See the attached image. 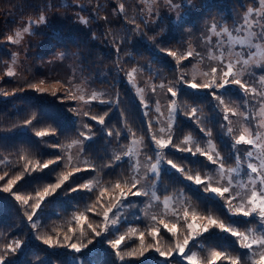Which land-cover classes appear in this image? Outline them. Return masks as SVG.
<instances>
[{
  "label": "trees",
  "instance_id": "trees-1",
  "mask_svg": "<svg viewBox=\"0 0 264 264\" xmlns=\"http://www.w3.org/2000/svg\"><path fill=\"white\" fill-rule=\"evenodd\" d=\"M152 1L0 0V176L4 177L0 180V254L4 245L22 241L21 248L7 257L6 264H188L184 256L192 252L197 253L199 264H208L213 251H222L225 256H238L245 264H252L253 259L258 258V255H252L253 252L258 253L257 246L254 245L251 251L241 248L239 238L218 228L193 236L184 256L175 250V246L188 236L187 222H191L193 211L198 216L211 215L222 220L250 238L264 230L258 216L243 217L230 213L225 199L205 193L203 186L187 180V175L199 173L205 181L212 177L213 186H224L219 180L218 165L211 164L205 156L179 150L192 148L195 151L197 145L210 150L207 141L211 139L224 158L225 169L237 167L236 156L239 155L242 175L245 178L251 175L243 159L251 146L241 144L233 148V145L235 139L243 134L245 123L249 124L252 106H243L240 110L245 98L239 94L241 92L230 90V85L225 89L193 90L188 87L191 81L188 68L193 55L188 56L189 41L184 37L194 29L198 19L205 17L218 24H229L238 14L256 9L260 0H187L179 7L191 6L194 11L182 19V23L189 27L185 30L174 26L167 14H160L154 22L147 19L142 5ZM120 5L124 6L123 9ZM56 11H63L64 19L58 26L50 28L49 42L40 50L42 55L58 51L74 53L81 72L94 75V82L105 87L102 100L86 101L82 108H77L68 88L60 84L49 87L55 77L50 75V64L46 65L42 78H34L43 71L38 65H32L29 72L24 70L7 75L12 58L7 37L27 25L32 27L28 43L44 40L45 31L35 27L45 24L37 21L41 15ZM77 16L79 24L74 20ZM31 47L27 45L28 50ZM168 51H175L176 57L168 55ZM35 57L39 60L40 56ZM216 68L215 78L219 82L222 74L220 77V68ZM130 70H135V75L139 76V84H135L132 76L128 75ZM210 74L201 83L210 82L213 79L211 71ZM145 81H150L155 91L141 98L136 89L139 92L147 89L141 85ZM169 87L177 92L175 97L168 92ZM37 88L47 91L40 92ZM213 92L219 99L212 95ZM157 98L171 104L175 101L171 127L166 132L159 129L161 118L157 111ZM237 98L239 105L234 109V99ZM193 109H197L194 114ZM93 116H104V124L98 123V119L93 120ZM29 120L31 124L26 123ZM229 127L233 130L231 133L227 131ZM209 130L210 137L206 134ZM38 131L48 134L37 137ZM138 136L143 139L144 161L151 164L156 162L153 151L156 146L152 137L167 141L171 136V145L159 150L162 160L155 176L145 170L136 172L125 155L130 140ZM76 140L81 141L78 164L62 156V149ZM117 156L121 159L116 160ZM148 157H152L151 161ZM48 160L56 162L47 169L38 167ZM168 160H172L177 168H183L184 172L171 168ZM76 168L81 171L76 172ZM68 173H72L69 180L41 203L33 218L38 227L33 229L26 213H31V205L36 203L35 193L57 183L62 175ZM17 175L22 179L13 186L12 192H4L2 189L7 181ZM134 178L139 180L137 188L142 192L148 191L149 195L136 197L129 194L119 208L122 213L119 221L105 231L104 211L114 206L119 197L115 184L119 182L127 188L130 187L128 182ZM85 184L91 191L80 187ZM72 188L77 190L73 192ZM105 188L108 191L101 196ZM153 191L158 199L154 198L152 203L157 206L168 197L172 202V212L151 211L149 201ZM13 193L30 195L32 199L28 205H23L16 201ZM241 202L237 197L232 204L236 206ZM185 211L189 213L187 222ZM81 215L86 219L78 221L77 217ZM161 221L175 224V235L168 232ZM152 228L158 230L155 238L150 234ZM96 232L101 235L96 236ZM141 232L144 234L143 244ZM118 233L125 237L118 249L125 254L122 261L109 243L119 237ZM49 235L61 244L66 243L64 237L67 235L70 237L68 244H86L87 247L76 253L66 246L50 248L37 239L38 236ZM89 240H92L91 244H88ZM157 247L161 251L172 250V255L160 256ZM128 252L134 254L128 256ZM216 264L229 262L221 259Z\"/></svg>",
  "mask_w": 264,
  "mask_h": 264
},
{
  "label": "rangeland",
  "instance_id": "rangeland-1",
  "mask_svg": "<svg viewBox=\"0 0 264 264\" xmlns=\"http://www.w3.org/2000/svg\"><path fill=\"white\" fill-rule=\"evenodd\" d=\"M187 0H153L150 4L142 5V12L145 14L146 18L154 22L156 18L160 14H167L169 18L173 21L174 26L182 27V30H185L188 27L187 24L182 23V19L185 16L192 15L194 8L191 6L187 7H173V5H180V3L186 2ZM45 21L43 22L44 26H36L37 30H43L46 33V38L44 36V40L32 41L28 43L29 32H24L23 29L27 27L25 25L22 29L17 30L14 35H9L13 37V41L19 40V43H14L9 41V44L12 49V58L9 62L7 73L12 71L14 74H18L22 71L29 72L31 70L32 65H38L41 71L36 74L34 78H42L43 73L46 70V65L50 64L49 71L51 76H55L51 81L52 84L49 87H57L59 84L63 85L65 88H68L69 94L76 100L77 108H82L84 102L93 100V96L95 99L102 100L103 93L105 87H100L94 82V75L84 74L81 72L78 63L76 61V55L72 52H65L64 54L60 51L58 52H50L48 54L42 55L41 49L45 48L46 44L49 42L48 32L50 28H54L58 26L60 22L64 19L63 11H56L54 13L44 14ZM245 16L248 17V24L252 25L251 28L248 25H245ZM75 22L79 24V16L75 19ZM259 20L261 24H264V4L259 3L258 7L251 11H245L242 14H238L235 20H233L229 24H218L214 21H209L205 17L202 19L196 20V24L194 25V29L190 31V34L184 37L185 41H189L187 51L192 53V61L190 62V66L188 68L189 75L191 77L190 82L201 83L204 82V79L209 78L211 76L210 71L213 67L220 68V77L222 74L221 69L226 66L229 61L234 64L233 71L234 72H242L243 75L239 78L242 81H246L251 87H255L258 91H264V83L260 82V77L264 76V65L257 66V64L250 62L248 65H243V60L248 59V45H241L239 41L252 39L249 37V31L259 32V27L255 25V21ZM215 24L216 29L215 32L212 31L211 26ZM243 26V27H242ZM32 29V27H27ZM227 29V32L224 31ZM20 32V36L17 37L16 33ZM220 33L217 36L215 33ZM229 33H231V39L229 38ZM46 39V40H45ZM210 41V42H209ZM217 41H220L218 44ZM256 43L260 45L258 49H252L257 53L256 58L258 60L264 61V41L256 40ZM30 44L31 47L29 50L27 49V45ZM37 52V53H36ZM237 53H244L243 55H237ZM40 56L39 60L35 57ZM240 61V63H236V61ZM226 70V69H225ZM132 73V78L135 84H139L140 78L138 75H135L133 70L128 72ZM134 76V77H133ZM230 79V78H229ZM147 89H142L139 92V89H136V93L141 98H145L148 92L153 91L154 85L150 84V81H145L143 84ZM230 85V90L241 92L243 99H246V104H244L245 99L241 103V109L243 106L247 107V105L252 106V114L250 117L249 124H246L244 128L243 135L246 138L249 137V133H258L261 137L260 144L264 145V125L261 124L262 119L264 117L261 116V100L259 96L256 97L251 91L247 94L243 92V90L238 85ZM30 88V86L28 87ZM141 88V87H140ZM239 95V96H240ZM159 96V93H158ZM83 97V99H81ZM238 99H234V109H237L236 106L239 105ZM168 101V100H167ZM166 100L160 101L158 98L156 100L157 107L159 109V117L161 121L159 122V129L161 131L166 132L169 130V125L171 119L170 110L173 108V105ZM246 129L248 131H246ZM255 138V136H253ZM80 140L73 141L66 145L62 151L64 154L62 156L65 159H71L73 163L78 164L80 161V153H79V144ZM78 146V147H76ZM143 139L142 137H133L127 145L126 152H131V155L128 156L131 162L133 163V168L135 170V166L138 165V171L142 172L143 170L148 171L151 163L144 161L143 157ZM253 152V157L251 158V162L259 165V154L261 149L251 146L249 149ZM244 164L247 165L249 162V158L247 156H243ZM240 172L232 173L233 177V185L231 186V190L233 195L235 193H239L240 196L238 200L242 201V198L246 200V197L251 194L253 190V185L251 184L249 178H245L242 175V166L240 164ZM136 171V170H135ZM136 171V172H138ZM227 175V173H226ZM221 184H225V180L220 179ZM256 188L259 189L260 185L257 183ZM151 196L150 208L152 212H172V202L168 197H165L161 200V203L157 206L152 203L153 197ZM167 200V205L165 201ZM113 207V206H110ZM121 210L116 208L109 213V219L107 221H103V228L107 225V228L113 226V221H119V217H121ZM104 216V215H103ZM121 234L118 233V236ZM260 235H264V230H261Z\"/></svg>",
  "mask_w": 264,
  "mask_h": 264
},
{
  "label": "snow or ice",
  "instance_id": "snow-or-ice-1",
  "mask_svg": "<svg viewBox=\"0 0 264 264\" xmlns=\"http://www.w3.org/2000/svg\"><path fill=\"white\" fill-rule=\"evenodd\" d=\"M261 4H264V0H260ZM123 5H120V8L123 9ZM173 7H179L178 5H173ZM249 13H251L252 9L248 10ZM245 25H248L249 28L252 27V25L248 24V17L245 16ZM45 21V17L43 15H41L39 17V20L37 21V23H42ZM85 23H87V21H84ZM145 23H147V21H145ZM255 25H257L259 27V32H253V31H249L248 35L249 37H251L252 39H247V40H241L239 41V43L241 45L247 44L248 45V52L246 53L248 55V59L243 60V65H248L250 62L257 64V66H261L264 65V61L262 60H258V59H254L257 56V53L255 51H252V49H258L260 47V45L258 43H256V40H262L264 41V24H261L259 20L254 22ZM243 27V26H242ZM212 31L215 32L216 29V25L213 24L211 26ZM137 29H139V25H137ZM24 32H29V28L25 27L23 29ZM225 32H227V29H224ZM217 36L220 35V33L216 32L215 33ZM16 36L19 37L20 36V32L16 33ZM95 38V37H93ZM229 38L231 39V33H229ZM7 39L11 42L14 43H19V40H15L13 41V37L12 36H8ZM210 42V41H209ZM217 43L219 44L220 41H217ZM117 51H119V48H117ZM244 53H237V55H243ZM168 55L172 56V57H176L177 53L175 51H168ZM192 53L189 52L188 56H191ZM236 63H240V61H236ZM234 68V64L229 61V63L224 66L221 71H222V79H220L219 82H217V79L215 78V74L217 72V68L213 67L211 69V73L213 74V79L208 82V83H196V82H190L188 83V87L190 89L196 90V89H225L226 86H228L229 84H233V85H238L245 94H247L249 91H251L252 93H254L256 96H259L261 98V104H262V108H261V116L264 117V91H258L255 87H251L246 81H242L239 77L243 75L242 72H234L233 71ZM226 69V70H225ZM135 71V70H133ZM8 76H12L14 75V73L12 71H9L7 73ZM129 76L132 75V73L128 74ZM230 78V79H229ZM260 82L264 83V76L260 77ZM43 83V82H41ZM31 87L36 88V85H31ZM38 91L40 92H45L47 91L44 88H37ZM153 91H155V89H153ZM168 92L171 93V95L173 97H175L177 95V92L173 90V88L169 87L168 88ZM5 95H7V93H5ZM53 95H55V92H53ZM212 95L214 97H216L217 99H219L218 96H216V93L213 92ZM81 99H83V97H81ZM93 99H95V96H93ZM101 102H108L110 103V101H101ZM220 103L223 104V100H220ZM173 104V108L170 110V119H171V115L175 112V101H172ZM145 108L148 107L147 104L144 105ZM157 111H159V109H157ZM197 111V109H193L192 112L193 114ZM147 114V113H145ZM236 114V113H233ZM85 115H87V113H85ZM105 115H107V113H105ZM93 120H97L98 119V123L100 124H104V116H101L99 118H97L96 116L92 117ZM225 119H227V115H225ZM26 123L31 124L32 121H26ZM261 124L264 125V119H262ZM85 127H88L87 125H85ZM149 127H151V125H149ZM169 127H171V124L169 125ZM201 131H205L204 129H201ZM228 133H231L233 130L232 128H228L227 129ZM246 131H248L246 129ZM48 133L44 132V131H38L36 132V136L37 137H44L45 135H47ZM206 134L210 137L211 136V132L210 130L206 132ZM81 135H83V133H81ZM108 135H112L111 132L108 133ZM253 136H255V138H253ZM86 139L88 137H85ZM152 139L154 140L155 143V148L153 149V151L156 153L155 159L156 162L151 164L148 171L153 174V176H155L158 173V169L160 166V162L162 160V156L160 154L159 150H163L164 148H167L171 145V136H169L168 140L165 141L163 139H156L155 136L152 137ZM260 139L261 137L259 136L258 133H249V137L246 138L245 135L241 134L239 135L234 142L233 148H235L236 145H249V146H253L256 147L258 149H261V152L258 156L259 158V165H257L256 163L251 162V158L253 157V152L251 150L246 151V156L249 158V162L247 163V169L250 171V176H249V180L251 182V184L253 185V190L251 191V194L248 195L246 197V200H244L242 198V202L239 205L233 206L232 201L234 199H236L237 197L240 196L239 193H235V195L232 194V192L234 190H231V186L233 185V177H232V173H237L239 174L240 172V157L239 155L236 156V163H237V167L234 168H229V169H225V163H224V158L221 157L219 151L215 148V145L212 144L211 139H209L207 141L210 150H205L202 149L199 145H197L195 147V151H193L192 148H180V151H186V152H190L193 155H201V156H205L207 158V160L214 165H218L217 168V172L218 175L220 177V179L225 180V184L224 186H213V182H212V177H208V179L202 180L201 175L199 173L195 174V175H187L186 179L189 181H193L195 185L197 186H203L202 190L205 193H213L215 194V196L221 198V199H225V202L228 205V211L234 215H242L243 217H252V216H258L259 218V222L261 225H264V145L260 144ZM174 146V145H173ZM126 156H130L131 152L125 153ZM116 160H120L121 157L117 156L115 158ZM152 157H148V160L151 161ZM56 161L54 160H48L45 163L42 164H38V167L41 169H47L51 164H54ZM167 163L171 166V168L176 169L179 172H184L183 168H177V165L172 161V160H168ZM35 170V169H33ZM135 170L138 171V165L135 166ZM25 171H27V166L25 167ZM76 172L81 171L80 168H76L75 169ZM227 173V175H226ZM5 175H7V173H5ZM72 175V173H68V174H64L61 176V178L59 179V181L55 184H50L47 187H45L43 189V191H37L35 193L36 196V203L31 205V213H26L27 215V220L29 222H31V227L33 229L37 228L38 225L37 223L34 221V217L37 214V210L41 208V203L45 200L46 197L51 196L52 194H54L58 189H60L64 183L66 181L69 180L70 176ZM4 177L0 176V180H3ZM22 179L21 175H17L15 176V178L13 179H9L7 181V184L3 187V191L4 192H12L13 186L17 184L18 181H20ZM128 183H130V187H122L121 183L117 182L115 184V188L119 190V197L116 198V204L113 207L116 208H120L123 205V201L125 199H127L128 195L130 194L131 196H136L139 197L141 195L144 196H148L149 192L148 191H141L140 189L137 188V184L139 183V180L137 179H132L131 181H129ZM257 183H259L260 188L257 189L256 185ZM80 187L83 188H89V186L87 184L82 185ZM132 189H136L135 191H133ZM77 189L76 188H72L71 191L75 192ZM89 190L91 191V189L89 188ZM108 189H103L100 193L101 196L104 195L105 192H107ZM226 194L227 197H226ZM13 195L15 196L16 201L21 202L23 205H28L29 201L32 199V197L29 196H25V195H20L17 193H13ZM153 198H157L155 192L153 191L151 193ZM165 204L167 205V200L165 201ZM113 211L112 207H108L106 208V210L104 211V219L105 221H107L109 219V213ZM184 218L185 221L187 222L189 219V213L188 211L184 212ZM86 219L83 215L78 216L77 220L78 221H82ZM205 221L204 223H197V221ZM117 223V221H113V226H115ZM161 223H163L164 228L172 233L173 235H175V224H168V223H164L163 221H161ZM89 227H92L91 225H89ZM211 228H218L221 232H225V233H229L231 236L233 237H237L239 238L240 241V247L244 248V249H248V250H252L253 246H257V248L259 249L258 253L253 252L252 255L253 256H257L258 258L253 259L252 264H264V235H260V236H253L252 238H250L246 233L244 232H240L239 230H237L236 228H233L229 225H226L222 220H219L217 218H214L211 215H202V216H198L197 213L195 211L192 212L191 214V222H187V229L189 230V234L188 236H186L183 240V243H179L177 242L176 246H175V250L179 252V254H181L182 256H184L185 253V249L186 247L189 245L190 239L193 238V236H200L203 233H207L209 232V230ZM109 229L107 228V225L105 226V231H108ZM71 231V229H70ZM96 236H100L101 233L100 232H96L95 233ZM150 234L153 236V238H155L158 234V230L156 228H152ZM143 238H144V234L143 232H141L140 234V240L141 243L143 244ZM37 239H41L42 243L50 248L52 247H69L72 250H74L76 253H80L82 251V248L87 247L86 244H78V243H70L68 244L67 241L70 240V237H68L67 235L64 237V240L66 243L61 244L60 241L58 239L53 238L51 235L46 236V237H37ZM125 237L123 235H120L117 239H113L110 240L109 243L111 245V247L115 250H117L115 252V255L122 261L124 259V255L122 254L118 249L120 248V245L122 243V241H124ZM92 240L88 241V244H91ZM22 245V241L20 240H16L13 243H8L6 245L3 246L2 248V254H0V264H6L7 261V257L10 254H15ZM156 251L159 253L160 256L162 257H168L172 255V250L169 251H161V249L159 247L156 248ZM133 252H128L126 253V255L131 256L133 255ZM141 255H143V251H141L140 253ZM197 253L192 252L189 255L184 256V259L188 262V264H199V261L196 259ZM221 259H226L229 264H245V262L241 261L240 257H232V256H225V253L222 251H213L211 253V259L208 260V264H216V262L218 260Z\"/></svg>",
  "mask_w": 264,
  "mask_h": 264
}]
</instances>
